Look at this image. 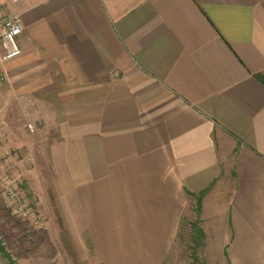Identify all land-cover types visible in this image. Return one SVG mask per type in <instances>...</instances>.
Returning a JSON list of instances; mask_svg holds the SVG:
<instances>
[{
	"label": "crops",
	"instance_id": "1",
	"mask_svg": "<svg viewBox=\"0 0 264 264\" xmlns=\"http://www.w3.org/2000/svg\"><path fill=\"white\" fill-rule=\"evenodd\" d=\"M7 15L1 112L38 126L39 197L77 264H167L210 184L205 248L264 264V0H0Z\"/></svg>",
	"mask_w": 264,
	"mask_h": 264
},
{
	"label": "rangeland",
	"instance_id": "2",
	"mask_svg": "<svg viewBox=\"0 0 264 264\" xmlns=\"http://www.w3.org/2000/svg\"><path fill=\"white\" fill-rule=\"evenodd\" d=\"M10 109H5L9 111L6 114L1 112L0 105V133L3 131L4 134L3 138L0 135L1 242L19 264H34L33 255L37 257V263L41 261L40 264L44 260L49 264H77L65 233L56 229V225L52 231L49 229L48 212L51 207L46 198L47 204L42 203L44 195L39 197L45 194V183L41 165L44 155H40L38 149L42 144L38 126L21 120ZM2 118H5L4 121ZM28 125L33 127L32 132ZM18 205L23 215L15 210ZM192 238V229L184 220L167 264H225L219 249L209 251L204 243L198 247ZM44 245L48 247V252H44Z\"/></svg>",
	"mask_w": 264,
	"mask_h": 264
},
{
	"label": "built area",
	"instance_id": "3",
	"mask_svg": "<svg viewBox=\"0 0 264 264\" xmlns=\"http://www.w3.org/2000/svg\"><path fill=\"white\" fill-rule=\"evenodd\" d=\"M9 1L18 2L20 0ZM20 33L21 21L19 16L7 15L0 20V39L4 46V53L0 56V62L8 61L21 55V50L17 44V37ZM0 80H2L1 76ZM27 127L31 132L33 131V127L31 125H28ZM15 210H18L20 215L22 214V208L19 205ZM23 213L26 214L25 212Z\"/></svg>",
	"mask_w": 264,
	"mask_h": 264
},
{
	"label": "trees",
	"instance_id": "4",
	"mask_svg": "<svg viewBox=\"0 0 264 264\" xmlns=\"http://www.w3.org/2000/svg\"><path fill=\"white\" fill-rule=\"evenodd\" d=\"M212 184H210L205 190L200 192L199 194L195 195L196 199V205H195V214H196V220L195 222L190 224V227L193 232V243L197 245L198 247H201L203 245L204 241V234L202 230L199 227V216L201 213V203L203 197L209 192L211 189ZM0 254L6 259L8 264H16V262L11 258L9 253L5 250V247L3 246L1 240H0Z\"/></svg>",
	"mask_w": 264,
	"mask_h": 264
}]
</instances>
